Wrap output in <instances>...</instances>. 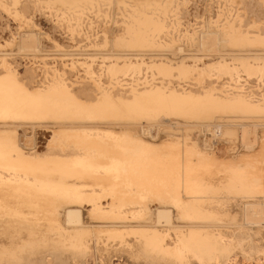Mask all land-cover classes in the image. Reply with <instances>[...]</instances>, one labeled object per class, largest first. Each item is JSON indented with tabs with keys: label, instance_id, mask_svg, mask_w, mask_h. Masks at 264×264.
<instances>
[{
	"label": "bare ground",
	"instance_id": "bare-ground-1",
	"mask_svg": "<svg viewBox=\"0 0 264 264\" xmlns=\"http://www.w3.org/2000/svg\"><path fill=\"white\" fill-rule=\"evenodd\" d=\"M1 19L72 58L0 42V264H264L220 227L264 211V127L250 151L246 127L212 149L195 127L264 126V0H0ZM206 32L221 54L199 53ZM40 126L46 151L20 135Z\"/></svg>",
	"mask_w": 264,
	"mask_h": 264
},
{
	"label": "rangeland",
	"instance_id": "rangeland-1",
	"mask_svg": "<svg viewBox=\"0 0 264 264\" xmlns=\"http://www.w3.org/2000/svg\"><path fill=\"white\" fill-rule=\"evenodd\" d=\"M205 3L206 2H204V1L202 2V4L197 2V5L201 6V8L198 9L197 11L194 9L192 11V14H187L186 15L187 19L186 20L183 19V20L186 21V22L188 21V23H189V21L190 22L192 21L191 23H194V21L201 20L200 18L202 17L203 21H204V19L207 17L206 15H208L207 6H206ZM210 8L211 7H208V9H210ZM203 14H205L204 17L202 16ZM37 15H38L37 16L38 18H41L43 20V22L45 23L44 26L48 29V31L52 35L55 34L56 36H58L60 38V40H61L62 44L64 45V47L65 48L67 47L66 48L67 50H70V48H71L70 51L79 49V46H76V48L74 47V49H72L73 47H71V44L75 45L76 41H73V42L70 41L68 39L67 34H65V33L62 34V32L59 29L54 30L53 28H51L52 22L50 20H48L47 16L41 15L39 13H37ZM195 16H197V18L199 16V19H197ZM193 18H196V19H193ZM6 24H7V22H5L4 20L1 19V22H0V42L3 43L7 39L5 41V43H8L11 40L13 41V39H15V40L18 39V41H16V43H18L17 46H16V49L13 50V48H14L13 46L11 47L12 49H9L10 47L6 48L10 52H16L17 49H18L17 48L18 45L21 43L20 51L22 53H24V54H30V53L37 52V54L42 57L44 54L51 53V54H54V55H49L50 59H51V57L52 58L56 57L59 60H62L61 58H64L63 55L57 54V52L54 51L55 48L51 47L50 45H48L46 47V51L47 52L43 51V52H40V54H39L38 45L36 47H33L31 42H28V39L25 40L27 42L23 43V37L25 35H27L28 33H30V31L27 32L26 28H18V25L16 24L15 21L10 23L9 25L8 24L6 25ZM8 26H9V28H8ZM7 28H8V30H7ZM18 29H22V30L18 31ZM36 29H38V28H36ZM33 31H35V30H33ZM31 33H35V32H31ZM208 33L206 32L205 34H202V36H201V41H202L201 43L202 44H201V48H200L199 53H201V54H215V53H210L211 50H214V51H218V52H216V54H221L220 51H219V41H218V44H214L213 41H211V43L210 42L206 43L209 39H211L210 36H208V35H214L215 34V36H218V39H219V34L218 33H210V32H208ZM12 34L14 35V37H13ZM203 35H204V38H203ZM85 42L86 41H83V45H84ZM49 49H51V50H49ZM85 49H88V50H84V48H81L80 50H77V51H80V52H82V51H88V52L91 51L92 53H90V54H95V53H93L94 52L93 48L91 50H90V48H85ZM33 50H36V51H33ZM198 50L195 49L194 52H198ZM207 52H209V53H207ZM182 54H184V51H183V48H180L179 52L174 54V56L176 55V57H178L179 55H182ZM80 56L81 55H78V58ZM84 56H86V55H82L81 59H84L85 58ZM28 57H32V56L30 55ZM76 57H77V55H75V58ZM67 58L70 60V58H72V57L65 56V58L63 60H66ZM179 126H181V124L179 122H174L171 125L150 124V125L140 126V128L142 129V132H143V134L145 136L150 137V138L155 140V139H157L159 137V135L161 134V131L163 129L170 128V127H179ZM43 127L44 126L35 127V128L31 127V128L28 129L29 131H30V129L32 130L30 132L25 131L26 129H23V128L20 129V135L26 141V146L27 147L31 148V147H33V144H36L37 146L41 147V151H46V148H47L46 146H47V144L49 142V139L51 138L50 134L52 133V129H50V127L48 128L47 126H45L44 128ZM195 127H198L200 129V131H201L200 135H201L202 139H204V147L208 148V149H212L213 146L215 145V143H218L217 141L223 137L224 129H227V128H239L241 130V134H242L243 128L246 127L248 129V133L247 134H248V136L250 138H252L251 139L252 142L251 143L250 142L242 143V145H243L242 147L243 148H245V147L247 148L248 147L247 149L246 148L245 149L250 151L257 145L258 138H259L258 129L261 128V127H264V126L263 125H259V124H201V125H198V126H195ZM41 128H43V129H41ZM45 128L46 129L48 128V129L45 130ZM49 129L51 131H49ZM24 135H26V136H24ZM29 135H31V136H29ZM255 141H257V142H255ZM254 142H255V145H254ZM254 213H255V211H251V210L247 211V209H242V217H243V219H242L241 223L234 224V225H228V226L225 225V226H220V227H240V229H238L236 231V233H235L237 238L239 239V241L241 243L245 244L248 250H250V251L252 250V251H255V252H260V251H264V238H263L264 237V225L261 224V221L262 222L264 221V219H262V216H264V211H260V213L258 214L261 217L256 216ZM245 214L246 215L248 214L250 219H245V216H246ZM225 233L228 234L227 232H225ZM52 253H54L53 256H54L55 262L57 264H70V260H69L70 256H66L65 257V256H62L60 252H55V251H52ZM83 258L84 257H81L80 260L83 259ZM32 259H35L34 262H36V264H45V260L43 258H41V257H38V258L37 257H32ZM129 264H137V263L129 262ZM142 264H169V263H159V262H157L155 260H152L151 257H146V258L143 259Z\"/></svg>",
	"mask_w": 264,
	"mask_h": 264
}]
</instances>
